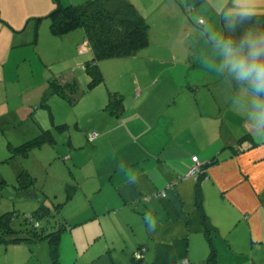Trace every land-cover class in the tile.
<instances>
[{
	"label": "crops",
	"instance_id": "1",
	"mask_svg": "<svg viewBox=\"0 0 264 264\" xmlns=\"http://www.w3.org/2000/svg\"><path fill=\"white\" fill-rule=\"evenodd\" d=\"M152 44L110 60L111 72L107 63H98L99 87L105 88L89 101L96 118L83 127L97 134L85 147L92 174L78 175L74 192L64 197L59 263L134 264L133 253L143 247L139 264H205L210 246L196 205L200 200L213 229L217 264H264V143L248 134L249 125L231 106L233 90L221 79L206 70L193 79L200 61L191 46L180 42L179 51ZM81 52L91 59L88 49ZM121 60H129L127 77L123 69L117 71ZM63 119L39 118L37 130L24 131L52 133V124ZM67 141L73 146L70 134ZM194 156L202 164L218 160L199 181L184 176ZM70 161L75 168L76 159L70 156ZM71 208L75 214L68 213ZM65 240L71 243L62 251ZM37 243L0 242V264H30Z\"/></svg>",
	"mask_w": 264,
	"mask_h": 264
},
{
	"label": "rangeland",
	"instance_id": "2",
	"mask_svg": "<svg viewBox=\"0 0 264 264\" xmlns=\"http://www.w3.org/2000/svg\"><path fill=\"white\" fill-rule=\"evenodd\" d=\"M84 1L86 0H0V215L14 211L13 226L17 228L29 226L20 223L25 217L29 221L30 213L39 205V201L32 198L24 199L25 193L36 191L37 196L41 197L43 190V194L47 196L45 203L53 206L61 202L66 193L74 192L71 187L78 175L87 177L92 174V166L87 159L89 148L85 147L89 146L88 141L94 144L97 134L94 130L84 131L83 127H87L90 119L96 118L95 113L90 112L87 105L99 90L105 88L103 85L99 87L103 80L92 87H87L92 76L87 72L88 65L84 64L89 57L81 52L89 49L82 28L65 35L54 36L49 31L50 22L46 17L56 7L57 2L64 6L78 5ZM127 1L138 9L147 23L149 42L153 43V48L170 44L180 51L182 42L189 45L188 48L191 46L192 54H197L198 58L205 51L204 42L199 38V28L206 21L215 20L212 13L205 11L204 0H197L196 3L193 0H172L173 3L167 0ZM53 3L54 6H51ZM38 18L41 19L36 22ZM188 29L189 35L186 33ZM112 59L115 58L102 60V63H107L108 72H111ZM121 61L123 62L118 61L122 64L117 66V71L123 69V72H127L131 69L129 60ZM90 66L96 67V62L92 61ZM198 67L200 68L198 74L192 73L196 75L193 79L203 77L201 73L205 72V69L201 65ZM107 71L109 79L113 80V75H110L113 73L109 74ZM125 72L122 75L129 76ZM73 77L75 80H72ZM53 81L59 85L75 83V90L69 94V100L65 98L68 106L55 98V96L62 98L61 96L51 92ZM127 81H132V78ZM80 86L85 93L80 90ZM91 89L93 91L87 95V90ZM5 94L6 97L2 98ZM130 94L129 86L127 98ZM63 116L66 120L63 119L58 128L55 124L51 126L53 131L50 134H53L54 140L52 143L39 140L36 144L29 142L36 134L28 135L26 134L28 131L24 130L27 128L37 130L39 125L35 121L39 122V118H42L46 122H60ZM69 134L73 146L67 141ZM94 134L91 139V135ZM70 156L76 159L75 168ZM80 166L82 169L78 170ZM23 170L28 171L34 178L36 189L31 187L26 190L18 187L22 183H18L17 178ZM200 174L199 172L194 177L186 172L184 176L196 180ZM65 208L66 206L63 210ZM68 213L75 214L74 208L68 209ZM76 230L80 234L81 230ZM37 242L33 248L37 257L32 256L30 264L49 263L48 242L46 240ZM67 243L71 241L65 240L60 248L62 251ZM144 250L143 247L138 249L135 257L142 258Z\"/></svg>",
	"mask_w": 264,
	"mask_h": 264
},
{
	"label": "trees",
	"instance_id": "3",
	"mask_svg": "<svg viewBox=\"0 0 264 264\" xmlns=\"http://www.w3.org/2000/svg\"><path fill=\"white\" fill-rule=\"evenodd\" d=\"M259 15L264 18V14ZM46 17L50 22L49 31L54 36L65 35L77 28H82L84 31L85 42L88 44V51L91 53V59L84 63L88 65L89 70L87 72L92 76V80L87 85L88 88L103 80L98 68V61L127 57L149 44L147 23L136 7L127 0H86L78 5L64 6L57 2L56 7ZM40 19L38 18L36 22H39ZM92 61L96 62V67L90 66ZM75 87L76 85L73 82L59 85L53 81L50 89L53 94L69 100V94L73 93ZM109 103L110 101L108 100V106ZM56 127L58 128L59 125ZM50 133V130L43 131L29 142L36 144L39 140L43 142L51 141L52 143L54 141L53 134ZM246 137L247 135H244L240 139ZM215 161L218 160L213 158L202 165L200 169L201 174L198 175L197 181L201 180L207 168L214 164ZM33 179L28 171L23 170L17 178V182L22 183L18 187L26 188V190H29L31 187L35 188L36 181ZM43 193L42 190L41 197H38L36 192L25 193L27 197L37 202L39 201V205L30 213L31 219L28 221L27 217H25L20 223V225L29 224L28 227L22 228L19 226L17 228L13 226L14 211L4 212L0 215V242L14 243L19 241L36 242L46 240L49 244L50 264H58V245L61 234L66 228V222L62 219L63 217L60 213L65 199L51 206L45 203L47 196ZM196 193L199 195L200 191L198 192L197 189ZM69 195L71 193H67L66 197ZM196 205L201 215L200 223L205 238L210 246L205 264H217L216 251L210 243V234L213 229L207 221V216L200 205V200H198ZM135 253L132 255V261L134 264H139L142 258L137 259Z\"/></svg>",
	"mask_w": 264,
	"mask_h": 264
},
{
	"label": "clouds",
	"instance_id": "4",
	"mask_svg": "<svg viewBox=\"0 0 264 264\" xmlns=\"http://www.w3.org/2000/svg\"><path fill=\"white\" fill-rule=\"evenodd\" d=\"M262 5L264 0H204L215 22L206 21L199 28L205 46L201 67L233 90L231 106L259 143H264V18L258 11Z\"/></svg>",
	"mask_w": 264,
	"mask_h": 264
},
{
	"label": "built area",
	"instance_id": "5",
	"mask_svg": "<svg viewBox=\"0 0 264 264\" xmlns=\"http://www.w3.org/2000/svg\"><path fill=\"white\" fill-rule=\"evenodd\" d=\"M94 136H95V134L94 135H91L92 138L91 137L90 138L93 139ZM191 160H192L191 161V164H190V166H189V168H188V170L186 172L189 173L190 175H192V176L194 175V177H196V175L200 172L201 166L203 164L200 163L195 156L192 157ZM196 172H198V173L196 174ZM161 195H164V193H161ZM136 258H139V256L136 257Z\"/></svg>",
	"mask_w": 264,
	"mask_h": 264
}]
</instances>
